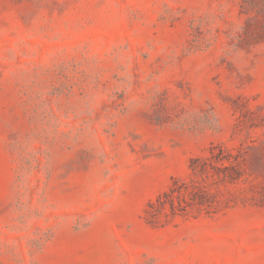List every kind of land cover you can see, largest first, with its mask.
I'll list each match as a JSON object with an SVG mask.
<instances>
[{
  "label": "rangeland",
  "instance_id": "374dc122",
  "mask_svg": "<svg viewBox=\"0 0 264 264\" xmlns=\"http://www.w3.org/2000/svg\"><path fill=\"white\" fill-rule=\"evenodd\" d=\"M0 264H264V0H0Z\"/></svg>",
  "mask_w": 264,
  "mask_h": 264
},
{
  "label": "trees",
  "instance_id": "16d2710c",
  "mask_svg": "<svg viewBox=\"0 0 264 264\" xmlns=\"http://www.w3.org/2000/svg\"><path fill=\"white\" fill-rule=\"evenodd\" d=\"M177 190H179V189L172 188L171 191L168 192V193L165 195V197H170V196H172V197L174 198V196H175V191H177ZM178 192H179V191H178ZM199 196H200V195H198V198H200ZM202 198H205V199H202ZM159 201H161V203L163 204V200H162V198H159ZM200 202L203 203V204H205V203H206V204H209L211 201H210V199H209L208 197H201Z\"/></svg>",
  "mask_w": 264,
  "mask_h": 264
}]
</instances>
